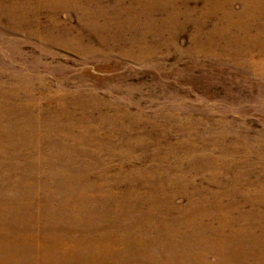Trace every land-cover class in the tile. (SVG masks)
I'll return each instance as SVG.
<instances>
[{"label": "rangeland", "instance_id": "374dc122", "mask_svg": "<svg viewBox=\"0 0 264 264\" xmlns=\"http://www.w3.org/2000/svg\"><path fill=\"white\" fill-rule=\"evenodd\" d=\"M0 264H264V0H0Z\"/></svg>", "mask_w": 264, "mask_h": 264}]
</instances>
